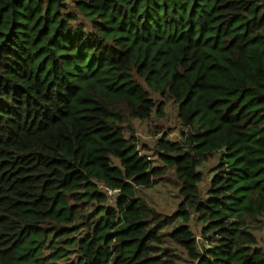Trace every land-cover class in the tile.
Masks as SVG:
<instances>
[{
    "label": "trees",
    "instance_id": "trees-1",
    "mask_svg": "<svg viewBox=\"0 0 264 264\" xmlns=\"http://www.w3.org/2000/svg\"><path fill=\"white\" fill-rule=\"evenodd\" d=\"M0 264H264V0H0Z\"/></svg>",
    "mask_w": 264,
    "mask_h": 264
},
{
    "label": "rangeland",
    "instance_id": "rangeland-1",
    "mask_svg": "<svg viewBox=\"0 0 264 264\" xmlns=\"http://www.w3.org/2000/svg\"><path fill=\"white\" fill-rule=\"evenodd\" d=\"M173 106L169 105L168 110L169 114L167 117V120L165 121H155V123L164 128L170 130V136L174 137L177 134V131L174 130V127L177 125V121L174 117V111H173ZM136 131L137 134L140 138V141L142 144L147 145L148 149L146 151V154L151 155L153 153V144L155 137L152 135L154 132V123L149 122V123H139L136 122ZM168 188L165 186H154L153 188L149 189L146 191L147 196L149 197V200H152L158 204V208L163 209L164 211H173V197L170 196V192H168ZM108 195L110 196L111 200V195H113L112 191L107 192Z\"/></svg>",
    "mask_w": 264,
    "mask_h": 264
},
{
    "label": "built area",
    "instance_id": "built-area-1",
    "mask_svg": "<svg viewBox=\"0 0 264 264\" xmlns=\"http://www.w3.org/2000/svg\"><path fill=\"white\" fill-rule=\"evenodd\" d=\"M108 192V191H107Z\"/></svg>",
    "mask_w": 264,
    "mask_h": 264
}]
</instances>
